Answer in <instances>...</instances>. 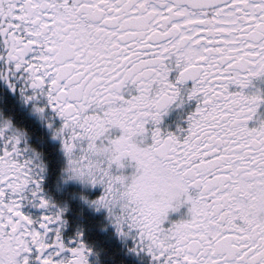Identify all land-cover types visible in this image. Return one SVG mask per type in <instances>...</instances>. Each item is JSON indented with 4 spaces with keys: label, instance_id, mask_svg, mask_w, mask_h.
I'll list each match as a JSON object with an SVG mask.
<instances>
[{
    "label": "snow or ice",
    "instance_id": "obj_1",
    "mask_svg": "<svg viewBox=\"0 0 264 264\" xmlns=\"http://www.w3.org/2000/svg\"><path fill=\"white\" fill-rule=\"evenodd\" d=\"M257 79L264 0H0V264H101L89 231L108 228L151 264H264V119L249 127L264 92L245 91ZM13 94L59 141L57 191H80H45L57 161L13 119ZM188 101L187 126L162 130ZM160 174L179 183H148ZM69 199L101 219L70 220Z\"/></svg>",
    "mask_w": 264,
    "mask_h": 264
},
{
    "label": "flooded vegetation",
    "instance_id": "obj_2",
    "mask_svg": "<svg viewBox=\"0 0 264 264\" xmlns=\"http://www.w3.org/2000/svg\"><path fill=\"white\" fill-rule=\"evenodd\" d=\"M174 75V74H173ZM191 86V82H187V87ZM260 90L264 92V80L257 79L253 81V85L250 86L245 91L249 94ZM8 86L0 82V92H8ZM134 93V89H132ZM13 103L15 105V111L12 113L13 119L16 123L24 128L25 132L29 137V142L32 143L34 146L40 148L38 143V138L43 139L45 141V145L40 150L44 151L46 154L48 152H52L55 156L57 165L56 171L54 172V177H51V170L45 174L43 178V186L45 191L53 190L56 188V181L57 176L59 174V168L64 163L63 153L60 148L59 141H55L51 139L49 131L45 125V122L42 121L40 115L33 111L31 104H25L18 96L13 94ZM195 108V101H188L182 105L177 106L173 104L167 111V113L163 116L162 122L159 125L162 130L177 132L179 128H184L187 126V116L192 112ZM260 119H264V103L260 104L257 110V118L253 121H249V127L257 126ZM148 127H151L149 125ZM113 135H119V129L113 130ZM145 143H151L150 134L148 135L147 139L144 141ZM73 182H69L68 185H72ZM183 209V213L177 215L178 211H169L167 219L164 221V227L167 228L171 226V224L175 221H178L183 218H187L188 215V205H182L180 210ZM108 237L106 242V251L105 254V261L108 260V264H110V257L109 252L112 251L109 247V244H113L114 250L118 254V257L124 261V264H151L150 257L146 254L137 255L135 253H128V248L132 246L131 240L127 243L122 241L114 232L110 233L107 232L104 234Z\"/></svg>",
    "mask_w": 264,
    "mask_h": 264
},
{
    "label": "trees",
    "instance_id": "obj_3",
    "mask_svg": "<svg viewBox=\"0 0 264 264\" xmlns=\"http://www.w3.org/2000/svg\"><path fill=\"white\" fill-rule=\"evenodd\" d=\"M50 173H51V177H52L54 175V172L51 171ZM54 180L56 181L55 178H54ZM80 188H81V186L77 182H73V184L71 186L67 184L63 188L62 191H57V188H55L53 190L47 191V193L49 195L53 196V198L63 200V199H66V194L68 192H71L73 190L74 191H80ZM88 191H89L90 198H91V197L95 196L100 191V189L99 188L89 189ZM68 203H69V212L67 213V216L70 220L71 219H82L84 221L85 225H89L90 222L98 221L101 219L100 214L94 213L91 209H89L86 205H84L83 203H81L79 201H72L69 199ZM107 232L112 233L114 231L111 230V228H108L105 231H96V230L89 231L90 242L96 243L98 245L102 244L103 248L105 249L108 237L104 234H106ZM109 247L112 251L109 252V256H107V257L111 258L112 254H115L118 257L117 252L113 251L115 246L113 244H109ZM100 260H101V264H104V260H105L104 251H101ZM110 264H111V259H110Z\"/></svg>",
    "mask_w": 264,
    "mask_h": 264
},
{
    "label": "clouds",
    "instance_id": "obj_4",
    "mask_svg": "<svg viewBox=\"0 0 264 264\" xmlns=\"http://www.w3.org/2000/svg\"><path fill=\"white\" fill-rule=\"evenodd\" d=\"M24 131H25V130H24ZM25 133H26V132H25ZM153 179H155L157 182H164V183H167V184H169L170 186H172V185H176V184L179 183V181H178L175 177H172L170 174H168L167 176H165L164 174H160V175L155 176V177H149V178H148V183H149V184H152ZM152 188H153L154 191L157 190V189L155 188V185H154V184L152 185ZM81 195L84 196V195H86V194H85V193H81ZM92 259H93V264H95L96 257L93 256Z\"/></svg>",
    "mask_w": 264,
    "mask_h": 264
},
{
    "label": "rangeland",
    "instance_id": "obj_5",
    "mask_svg": "<svg viewBox=\"0 0 264 264\" xmlns=\"http://www.w3.org/2000/svg\"><path fill=\"white\" fill-rule=\"evenodd\" d=\"M123 171H124V173H125L126 175H128V174H131V173L134 171V169H133V168H125ZM182 210H183V209H181V210L179 209L177 215L182 214V213H183Z\"/></svg>",
    "mask_w": 264,
    "mask_h": 264
}]
</instances>
